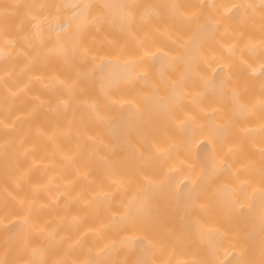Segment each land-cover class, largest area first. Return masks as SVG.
Returning <instances> with one entry per match:
<instances>
[{
    "label": "bare ground",
    "instance_id": "1",
    "mask_svg": "<svg viewBox=\"0 0 264 264\" xmlns=\"http://www.w3.org/2000/svg\"><path fill=\"white\" fill-rule=\"evenodd\" d=\"M0 264H264V0H0Z\"/></svg>",
    "mask_w": 264,
    "mask_h": 264
}]
</instances>
